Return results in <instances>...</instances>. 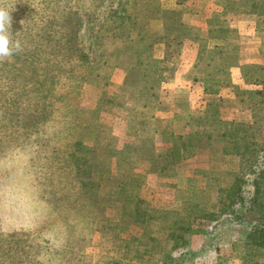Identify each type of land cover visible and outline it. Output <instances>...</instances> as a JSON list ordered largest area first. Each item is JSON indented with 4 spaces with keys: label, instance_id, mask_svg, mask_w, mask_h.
Wrapping results in <instances>:
<instances>
[{
    "label": "rangeland",
    "instance_id": "obj_1",
    "mask_svg": "<svg viewBox=\"0 0 264 264\" xmlns=\"http://www.w3.org/2000/svg\"><path fill=\"white\" fill-rule=\"evenodd\" d=\"M220 2L0 0L12 17L10 38L21 46L0 61V264H164L168 254L175 258L170 264H264L250 224L258 213H248L244 225L211 230L227 223L225 204L241 191L248 198L255 178L264 176L263 152L255 153L252 167L250 146L242 147L244 158L221 153L223 144L258 145L264 137V0L241 5L252 17L238 22L244 43L197 56L203 18L219 17L214 7ZM224 2L222 24L235 26L233 1ZM120 10L131 18L124 37L111 30L117 23L109 13ZM87 29L101 33L98 63L92 60L94 44L83 46ZM74 31L75 49L74 37L62 40ZM40 60L50 73L44 84L36 79L41 70L31 75ZM177 87L181 104L188 96L194 109L186 126L181 114L171 118L167 111L175 106L169 90ZM213 112L228 136L211 126ZM65 120L72 122L71 140L79 135L80 142L71 143L69 169L63 153L50 154L52 132ZM197 131L208 132L202 143L212 135L203 146L217 151L197 149L173 165V145ZM79 157L100 164L90 184ZM258 198L263 212L264 188ZM181 225L193 231L183 234L189 245L177 247L182 239L171 233ZM209 231L214 244L207 250ZM186 248L204 251L175 263Z\"/></svg>",
    "mask_w": 264,
    "mask_h": 264
},
{
    "label": "trees",
    "instance_id": "obj_2",
    "mask_svg": "<svg viewBox=\"0 0 264 264\" xmlns=\"http://www.w3.org/2000/svg\"><path fill=\"white\" fill-rule=\"evenodd\" d=\"M255 3L256 2H252L251 4H255ZM118 5L120 6V9H121L123 3L121 1H119ZM120 12L121 13L118 14V12L116 11L117 15H116L115 12H111V13H109L110 15L109 14L108 15L111 17V19H113L112 23H115V22L117 23L116 25L112 26V28H111L112 31H116V32H113V33H118V34L121 33L122 35H120V37H124L125 33H126L123 30V28L125 29V27H126V24L124 22H125V20H128V18L130 16V13L127 16L125 14V10H120ZM249 13H252V12H249ZM253 13L254 14L255 13L260 14L259 12H253ZM129 19H131V18H129ZM114 27H116L115 30H113ZM93 32L94 31L89 30V29L84 30V33L86 35L90 36V37L88 38V43L87 44L83 43V46L89 47L90 45L94 44V48H91V50H92L91 55L93 56L92 60L93 61L97 60V63H98V61L100 59H102V57H103V51H102L103 40H102V37L99 36L101 34L100 30H98L97 32H94V33ZM44 36H43L42 41H43L44 45H47L49 40L46 38V36L45 37ZM72 37H74L73 45H74V49H75L77 47L76 40L78 38V33H76L74 31L73 33L69 34V36L67 37V40H64L65 38H63L62 40L67 42ZM60 38H61V36H60ZM57 42H60V41H56V43ZM41 46H43V45H41ZM41 46H39V47H41ZM72 47L73 46H67L65 49L71 51L72 53H74V50H73ZM87 49H90V48H87ZM30 54L31 55L33 54V50H32V52H30ZM88 54H90V52ZM22 56L28 61V57H26V55H22ZM80 57H82V56H80ZM87 58L88 57L85 56L84 59L87 60ZM103 61H104V58H103ZM28 69L30 70V66L28 67ZM37 70L39 72L41 70V73H40V75L38 74L39 76L36 75L37 76L36 79H42L43 78L42 81H41V84H44L45 83V79L46 78L49 79V74L50 73H49V70H48L47 66L41 60L37 61L35 63V65H34V67L31 66V75H34ZM63 71H65V70H63ZM241 91L242 92H247L248 90H241ZM251 91H249V92H251ZM254 92L256 94L259 91L258 90L257 91L254 90ZM213 117H216V122H215L214 125L211 124V126H213L215 128L219 127V129H218L219 130V136L220 137L225 136L226 134L222 131L223 130L222 129V122H221V119L219 118V112H213ZM65 121H66V123H64L62 129L55 130V131L52 132V138L50 139V141L52 142L53 148L51 149L50 154H51V158H52L53 157V155H52L53 153H55L56 156L58 155V153H63V156H62V158L64 157L63 158V165H65V168L67 167V169H69L70 162H71L70 161L71 160L70 146H71V143L73 141V140H71L70 135H71V131L73 130V128H72V122H70L69 120H65ZM255 124L258 125V119H255ZM194 133L195 134H193L191 136H189L190 134L185 136L184 138H187L186 140H184L183 142L178 143L176 146L173 145V147L171 148V150L174 153V158L171 161V162H173V165H175L178 162L183 161L184 159H187L188 157L194 155V153L196 152L197 149L207 148L208 150H210L212 152H216L217 151L209 143H207V146H203L204 143L207 140L211 139L212 135L207 134L205 142L202 143L201 135L204 136V135H206L204 133H208V132L202 131L200 134H198V131H197V132H194ZM226 136H228V135H226ZM78 138H79V135L73 141V144L75 146H79L80 145V142H79ZM242 145H244V146H242ZM249 146L251 147V150H252L251 157L248 158L249 159V167H252L253 163H254L255 153L256 152H263L264 153V137H263V139L261 140V142L258 145H256L252 140L251 141H246L245 144H242L238 140L234 141V142H229L226 145L223 144L221 153H224V154H232L233 153V154L239 155L240 157L244 158L243 157V153L241 152L242 151L241 149H242V147H244L245 149H248ZM42 147H44V145H42ZM92 148L95 149L94 146H92ZM57 150H58V152H57ZM163 152H164V150L162 151V153ZM79 159L81 161H83V163H84V168H83L84 175H85L84 177H86L88 179V183L90 184V182L93 180V174L91 172L93 171L95 173L96 172V167H98L100 169V167H99L100 164H99V166H96V164L93 163V161H92L93 159L91 160V158L79 157ZM99 162H100V159H99ZM56 174H57L56 169H55V172H54L53 169H51V175H56ZM263 178H264V176L260 177V182L255 178V180L253 182L254 192L251 193V195L248 198H245V196L243 195V191H241V189L245 186V185H243L242 188L240 189V191L242 193L239 192L237 194L236 199L234 201H232L230 203H226L225 204V208L221 212V214L223 213V214H225L226 216L229 217V219L227 220V223H226V221L223 222V223H216L215 225H213L211 230L212 229L216 230V229H219V228H223V226H225V225H230V224L237 223V222H238L239 225H244V222H241L242 221L241 219H244V218L246 219V216H248L249 215L248 213H250V212L258 213L259 217H256L254 219V221L251 222L250 224H251V226L254 224L251 228L256 227V230H257V232H256V234H255V236L253 238L254 239V244L253 245L256 246V247H259V249L261 250L262 254L264 255V214H263L264 211L262 212V207L263 206L261 205V201L258 198V195H259V193L261 191V188H264V185L262 184ZM78 179L80 180L81 178L78 177ZM105 181H109V180L107 179ZM248 201L250 202L249 205L246 204ZM237 205H238V207L236 208ZM137 217L139 218L140 215L137 216ZM139 221H141V220H139ZM183 228H184V225L179 226L178 229H180V230H178L177 232H172L171 235H173L175 238L179 237L180 239H182L183 238V234L185 232L191 233V231H193L191 229L190 225L186 226L184 229ZM207 233H208V235H210L212 237V239H210L211 244L208 243V244L205 245L207 250H209L210 248L213 247L212 245L214 244V242H213L214 238L212 236V232L211 231H209ZM186 243H187V245H189L188 244V239L187 240L182 239V240H180V242L176 243L175 246L183 247V246H185ZM157 244H158V247L162 249L163 243L159 242ZM186 249H187L186 251H183L181 253V255H180L181 258L179 257L180 259L177 260L175 263H178L180 260H184V259H192V257H195L197 259L199 253H201L202 251L205 250L204 246L202 248L204 250H201V251H198V252H195V251L190 250L188 248H186ZM174 259H175L174 257H172L170 254H168L167 256L164 257L163 261H164V264H170V261H173Z\"/></svg>",
    "mask_w": 264,
    "mask_h": 264
},
{
    "label": "crops",
    "instance_id": "obj_3",
    "mask_svg": "<svg viewBox=\"0 0 264 264\" xmlns=\"http://www.w3.org/2000/svg\"><path fill=\"white\" fill-rule=\"evenodd\" d=\"M221 2L218 4H215V11H219V17L213 13L209 14L207 13V16L205 18H203L204 22H202V29L201 31H203V36H201V44H199V47L197 49V56H203L206 55V53H214L216 51H218L219 49H221V46H228L231 45V43H236L235 45H237V43H244V41H242L243 37H245L243 35V28H241L239 30V26H238V22H240L239 20L242 19V16L246 15L247 18H252L251 16H249V14H247L246 8L244 10V8L241 6L244 2V0H228L229 5L231 4V2L233 1V8H234V15H232L231 17L233 18V21L235 22V26H230V27H226L222 24V22L224 21L225 18V14L224 12L226 11L223 6L227 5L226 2L223 3L224 0H220ZM232 21V22H233ZM237 21V22H236ZM201 25V24H200ZM252 35H256V32L254 31V29H252ZM252 36V37H253ZM193 43V42H192ZM240 44V48L242 49H248L247 47L244 48L245 45ZM205 57V56H204ZM194 80H191V84ZM197 82V81H194ZM202 85H203V93H205L203 96H207L206 90H205V86L204 83L201 81ZM180 86V85H179ZM185 85H183L184 87ZM221 90V89H220ZM219 90V92L217 93L218 97H221V99H224L223 96H221V91ZM170 93L169 95L172 96V92L173 94H175V98H174V102H175V106H173L171 104V107L168 106L167 107V111L171 112V118H175L178 116H183L184 117V121L182 122L183 126H186L187 124V120L189 119V117L191 116V114H193L192 112L194 111L193 107L191 105H189L190 103V99H188L187 96V104L185 103V105H182L180 102V98L183 96V91L180 87H177V90L175 88H172L169 90ZM201 96V93H200ZM183 101V100H182ZM181 114V115H178ZM186 116V117H185Z\"/></svg>",
    "mask_w": 264,
    "mask_h": 264
},
{
    "label": "clouds",
    "instance_id": "obj_4",
    "mask_svg": "<svg viewBox=\"0 0 264 264\" xmlns=\"http://www.w3.org/2000/svg\"><path fill=\"white\" fill-rule=\"evenodd\" d=\"M11 23V15L0 8V61L11 57L14 53H18L21 50L20 43L13 42L10 38Z\"/></svg>",
    "mask_w": 264,
    "mask_h": 264
}]
</instances>
